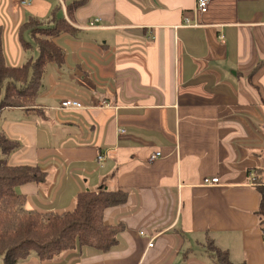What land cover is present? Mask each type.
Segmentation results:
<instances>
[{
    "label": "crops",
    "instance_id": "crops-1",
    "mask_svg": "<svg viewBox=\"0 0 264 264\" xmlns=\"http://www.w3.org/2000/svg\"><path fill=\"white\" fill-rule=\"evenodd\" d=\"M58 4L0 0L8 66L30 59L20 26ZM194 10L195 0H88L76 33L55 39L65 62L46 66L36 110L0 112V130L19 144L8 165L46 173L15 188L27 210L63 213L103 185L128 194L104 213L123 227L109 252L85 247L42 264H215L208 241L233 264H264V0ZM68 99L87 108L60 110ZM211 178L218 184L203 185Z\"/></svg>",
    "mask_w": 264,
    "mask_h": 264
},
{
    "label": "trees",
    "instance_id": "trees-1",
    "mask_svg": "<svg viewBox=\"0 0 264 264\" xmlns=\"http://www.w3.org/2000/svg\"><path fill=\"white\" fill-rule=\"evenodd\" d=\"M87 3L88 0H60L46 18L29 17L19 28V43L23 51H28L31 48V43L25 39L28 36L36 46L38 56L26 60L20 67L6 64L0 27V112L13 108L26 112L36 110L46 66H62L65 62L64 52L55 39L76 33L72 25L75 12ZM18 147L17 142L9 140L0 130L3 155L0 159V258L3 264H18L32 252L41 264L85 247L109 252L118 243L123 227L106 225L104 213L107 209L125 205L128 194L119 189L108 190L103 185L98 190L79 193L74 207L63 213L27 210L25 196L18 194L15 188L29 183L41 184L46 173L38 166L8 165L9 156ZM255 187L260 195L256 216L263 230L264 183L258 182ZM207 249L215 264H233L228 252L218 249L211 241H208Z\"/></svg>",
    "mask_w": 264,
    "mask_h": 264
},
{
    "label": "built area",
    "instance_id": "built-area-1",
    "mask_svg": "<svg viewBox=\"0 0 264 264\" xmlns=\"http://www.w3.org/2000/svg\"><path fill=\"white\" fill-rule=\"evenodd\" d=\"M30 0H21V3L24 5L27 2H29ZM210 0H195V10L194 13L195 14H204L207 12L208 9V5H209ZM99 22V20L97 19H93L91 21H88L86 26V29H93L96 27V24ZM185 24H188L189 21L187 19L184 20ZM222 39V38H221ZM95 107L98 108H105L106 105L103 103H97L94 105ZM87 107H84L80 102L76 101V100H65L61 103L60 105V110H84ZM120 133H124V131H120ZM160 157V153H154L152 155H150L149 157V162H152L154 160H156L157 158ZM99 160H102V157L99 158ZM218 178H211V179H204L203 181V185L205 186H214L218 184ZM262 236L264 239V228L262 230ZM152 241L149 243V247H152Z\"/></svg>",
    "mask_w": 264,
    "mask_h": 264
},
{
    "label": "rangeland",
    "instance_id": "rangeland-1",
    "mask_svg": "<svg viewBox=\"0 0 264 264\" xmlns=\"http://www.w3.org/2000/svg\"><path fill=\"white\" fill-rule=\"evenodd\" d=\"M85 34H86V33H85ZM29 41H30V43H31V49H29L28 51L24 52V53H25V56H26V59H27V58H33V59H36L37 56H38V52H37L36 46L34 45V43H33L31 40H29ZM206 253H207L208 256L211 255L209 252H206ZM29 257H35L36 260H38V258H37V256L35 255V253L32 252L28 257H26V259L20 260V261L18 262V264H22V263H24V262H27V261L29 260ZM38 262H39V260H38ZM0 264H3V260H2V258H0Z\"/></svg>",
    "mask_w": 264,
    "mask_h": 264
}]
</instances>
